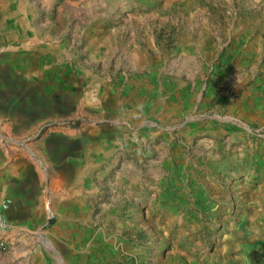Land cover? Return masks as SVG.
<instances>
[{
	"label": "rangeland",
	"instance_id": "374dc122",
	"mask_svg": "<svg viewBox=\"0 0 264 264\" xmlns=\"http://www.w3.org/2000/svg\"><path fill=\"white\" fill-rule=\"evenodd\" d=\"M50 128L92 189L0 264H264V0H0V157Z\"/></svg>",
	"mask_w": 264,
	"mask_h": 264
},
{
	"label": "crops",
	"instance_id": "0c3cea01",
	"mask_svg": "<svg viewBox=\"0 0 264 264\" xmlns=\"http://www.w3.org/2000/svg\"><path fill=\"white\" fill-rule=\"evenodd\" d=\"M73 135L70 128H50L12 157H6L5 148V157H0V196L12 199L7 212L11 223L29 227L45 213L70 212L77 204L76 197L92 189L91 159L61 158V140L70 141ZM83 167L85 172L88 167V179L81 176Z\"/></svg>",
	"mask_w": 264,
	"mask_h": 264
},
{
	"label": "built area",
	"instance_id": "2783aa9c",
	"mask_svg": "<svg viewBox=\"0 0 264 264\" xmlns=\"http://www.w3.org/2000/svg\"><path fill=\"white\" fill-rule=\"evenodd\" d=\"M12 204L9 196H0V250L6 251L11 244L12 225L7 217V212Z\"/></svg>",
	"mask_w": 264,
	"mask_h": 264
}]
</instances>
